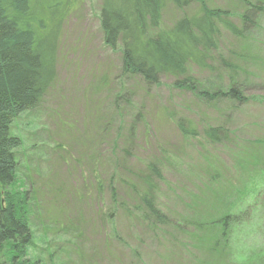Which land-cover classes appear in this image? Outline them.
Instances as JSON below:
<instances>
[{
  "label": "rangeland",
  "instance_id": "obj_1",
  "mask_svg": "<svg viewBox=\"0 0 264 264\" xmlns=\"http://www.w3.org/2000/svg\"><path fill=\"white\" fill-rule=\"evenodd\" d=\"M102 1L78 0L62 25L53 87L36 111L20 115L12 125V133L22 140L16 149L17 180L31 194L38 190V197L33 196L42 202L31 216L30 256L44 264H87L93 257L99 259L95 264H116L118 257L123 258L119 264H264V12L255 27L243 32V39L221 28L211 66L189 67L188 75L197 84L191 90L178 88L169 76L151 87L141 79L122 76L119 51L104 42ZM203 1L210 8L231 12L241 28L238 18L245 7L238 1ZM198 8V2L184 9L168 3L161 28L193 15ZM232 85L240 87L243 103L209 102L201 97L203 90L212 93ZM97 108L100 115L95 116ZM110 121L115 123L114 133L121 131V138L128 137L133 126L131 168L143 169L152 161L160 167L163 178L157 181L161 191L157 205L171 219L164 235L162 227L144 232L141 223L132 222L131 230L139 239L132 242L131 238H137L125 227L131 221L122 212L118 219L103 220L108 241L97 233L93 207L66 199V190L64 197L57 194L60 185L73 191L83 185L74 176L80 172L74 152L82 151L78 144L85 143L79 136L91 137L101 123ZM180 122L194 132L182 133ZM216 126L227 129L231 138L213 144L204 131ZM63 140L73 148L54 151L52 147L64 144ZM57 151L68 152L70 176ZM226 215L238 221L229 225L231 241L225 244L220 221ZM60 218L61 223L71 221L75 229L53 225ZM118 233L124 235L120 243L114 240ZM215 243L223 250L221 255L214 252L218 257L212 252Z\"/></svg>",
  "mask_w": 264,
  "mask_h": 264
},
{
  "label": "trees",
  "instance_id": "obj_2",
  "mask_svg": "<svg viewBox=\"0 0 264 264\" xmlns=\"http://www.w3.org/2000/svg\"><path fill=\"white\" fill-rule=\"evenodd\" d=\"M236 1L245 7L238 18L241 28L233 22L231 12L210 8L203 0H103L100 19L104 42L112 50L119 51L122 76L141 79L150 87L158 85L164 76H169L176 80L178 88L194 90L197 84L195 77L188 75L189 67L203 70L211 66L215 61L221 28L239 38L243 32L256 26L257 18L264 12V0ZM195 2L199 3L196 13L161 28L163 11L168 3L184 9ZM77 3L78 0H0V264H44L29 254L34 238L31 216L34 208L39 209L42 202L36 199L38 190L35 192L33 189L31 194L29 190L22 189V183L17 180L19 163L16 149L22 145V140L12 133V125L20 115L36 111L53 87L58 73L57 53L62 25ZM106 79H102L105 84ZM200 94L209 102L220 99L239 103L245 101L238 85L212 93L203 90ZM99 111L97 108L95 116L100 115ZM86 119L89 120V117ZM114 125L111 121L101 123L91 137L87 133L79 136L85 143L78 144L82 151L75 149V164L80 172L74 176L75 179L79 176L83 185L74 188V191L60 185L62 190L59 189L57 194L62 196L66 190V199H76L93 207L98 218L97 233L108 241L110 237L103 220L118 219L122 212L132 216H127L130 225L139 222L144 232H156L162 227L161 234L164 235V228L171 219L157 205L158 195H161L158 182L163 178L160 167L152 161L143 169L131 168L133 163L129 160L134 153L129 145L133 144V126L128 131V137L121 138L118 137L121 131L114 133ZM180 129L182 133L194 132L190 126L185 128L183 122H180ZM204 133L213 144L231 138L230 132L221 126L208 127ZM63 142L52 147L54 151H61L64 146L73 148L68 140ZM60 154L68 176L71 166L68 152ZM111 168L113 172L107 173ZM35 194L36 197L33 196ZM125 196L134 201L122 199ZM133 217L137 220L132 221ZM58 220L57 223L52 221L53 225L64 226L65 230L75 229L71 221H66V224L60 222L61 218ZM237 221L236 216L231 215L220 221L225 244L231 241L229 225ZM130 225L125 227L132 237H136L131 230L133 224L132 227ZM209 229L208 232H211ZM117 235L114 240L120 243L124 235ZM131 240L134 243L139 241L138 238ZM218 243H215L212 252L221 255L223 250ZM78 258H82L79 250ZM118 260L120 262H114L119 264L123 258L118 257ZM95 261L99 259L93 257L89 262L86 260L87 264H95Z\"/></svg>",
  "mask_w": 264,
  "mask_h": 264
}]
</instances>
